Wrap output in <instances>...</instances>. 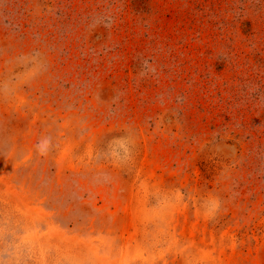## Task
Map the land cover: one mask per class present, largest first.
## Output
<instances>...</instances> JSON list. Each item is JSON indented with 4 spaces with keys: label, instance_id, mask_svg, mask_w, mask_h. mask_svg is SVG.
I'll return each mask as SVG.
<instances>
[{
    "label": "rangeland",
    "instance_id": "1",
    "mask_svg": "<svg viewBox=\"0 0 264 264\" xmlns=\"http://www.w3.org/2000/svg\"><path fill=\"white\" fill-rule=\"evenodd\" d=\"M0 264H264V0H0Z\"/></svg>",
    "mask_w": 264,
    "mask_h": 264
}]
</instances>
